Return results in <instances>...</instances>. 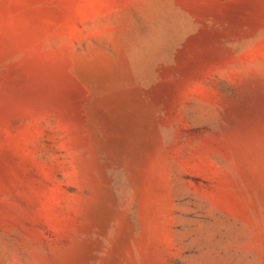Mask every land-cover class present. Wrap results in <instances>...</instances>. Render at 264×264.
Listing matches in <instances>:
<instances>
[{
	"label": "rangeland",
	"instance_id": "1",
	"mask_svg": "<svg viewBox=\"0 0 264 264\" xmlns=\"http://www.w3.org/2000/svg\"><path fill=\"white\" fill-rule=\"evenodd\" d=\"M0 264H264V0H0Z\"/></svg>",
	"mask_w": 264,
	"mask_h": 264
}]
</instances>
